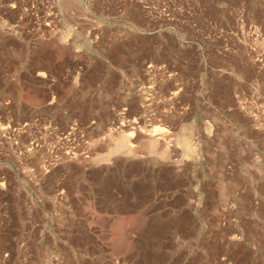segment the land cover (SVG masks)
Here are the masks:
<instances>
[{
	"label": "rangeland",
	"instance_id": "obj_1",
	"mask_svg": "<svg viewBox=\"0 0 264 264\" xmlns=\"http://www.w3.org/2000/svg\"><path fill=\"white\" fill-rule=\"evenodd\" d=\"M0 264H264V0H0Z\"/></svg>",
	"mask_w": 264,
	"mask_h": 264
}]
</instances>
